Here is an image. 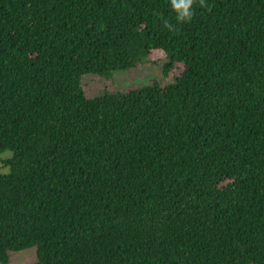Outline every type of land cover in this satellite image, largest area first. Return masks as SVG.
<instances>
[{
	"label": "trees",
	"instance_id": "16d2710c",
	"mask_svg": "<svg viewBox=\"0 0 264 264\" xmlns=\"http://www.w3.org/2000/svg\"><path fill=\"white\" fill-rule=\"evenodd\" d=\"M0 162L2 264H264V0H0Z\"/></svg>",
	"mask_w": 264,
	"mask_h": 264
},
{
	"label": "rangeland",
	"instance_id": "374dc122",
	"mask_svg": "<svg viewBox=\"0 0 264 264\" xmlns=\"http://www.w3.org/2000/svg\"><path fill=\"white\" fill-rule=\"evenodd\" d=\"M174 81V74L166 72L165 60L153 61L146 54H142L133 67L117 69L106 75L88 73L81 77V85L89 97L124 92L130 88H140L154 83L168 85ZM9 155L10 152H5L2 156L5 158ZM7 170L8 168L0 162V172ZM36 258L35 247L10 252L11 264H22L25 261L36 260Z\"/></svg>",
	"mask_w": 264,
	"mask_h": 264
}]
</instances>
